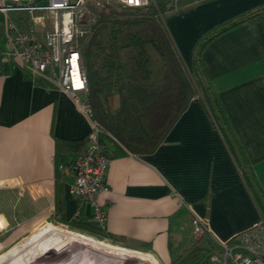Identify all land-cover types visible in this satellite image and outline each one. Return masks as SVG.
I'll return each mask as SVG.
<instances>
[{
	"label": "crops",
	"instance_id": "crops-1",
	"mask_svg": "<svg viewBox=\"0 0 264 264\" xmlns=\"http://www.w3.org/2000/svg\"><path fill=\"white\" fill-rule=\"evenodd\" d=\"M262 4L176 0L165 23L191 68L195 42L203 33ZM3 15L0 11V263L12 264L31 252V242L19 239L37 225L94 223L91 204L68 192L76 154L63 142L87 137L89 118L62 89L19 63ZM9 16L23 31L31 26L41 36L46 31L33 23V14ZM200 62L233 139L264 191V19L245 20L213 37L202 47ZM101 141L111 159L106 189L95 199L107 211L102 229L108 239L144 247L158 263L169 264L199 243L202 233L226 242L258 221V208L200 101L188 104L151 153H128L107 136ZM194 215L206 219L198 233L191 223ZM56 232L50 246L20 264H96L124 253L106 246L101 249L109 258L99 260L88 250L91 238Z\"/></svg>",
	"mask_w": 264,
	"mask_h": 264
},
{
	"label": "trees",
	"instance_id": "trees-1",
	"mask_svg": "<svg viewBox=\"0 0 264 264\" xmlns=\"http://www.w3.org/2000/svg\"><path fill=\"white\" fill-rule=\"evenodd\" d=\"M170 2L138 7L100 6L97 17L80 37L78 48L86 74L92 117L109 141L135 155L153 152L192 100L200 101L221 135L241 178L264 218V191L234 141L217 94L200 62L202 47L216 35L253 18L264 19V4L218 23L195 42L191 68L184 61L165 23L174 10ZM256 10L246 19L236 18ZM65 150L76 155L87 137L64 140ZM62 142V143H63ZM73 162V160H72ZM72 166V163H71ZM66 224V223H65ZM72 228L110 237L96 225L69 222ZM112 239V238H111ZM208 247L193 245L169 264H212L218 242L207 236Z\"/></svg>",
	"mask_w": 264,
	"mask_h": 264
},
{
	"label": "built area",
	"instance_id": "built-area-1",
	"mask_svg": "<svg viewBox=\"0 0 264 264\" xmlns=\"http://www.w3.org/2000/svg\"><path fill=\"white\" fill-rule=\"evenodd\" d=\"M86 0H0V11L7 15V31L12 53L19 63L33 74H38L67 93L90 121L87 146L72 162L73 181L68 186L71 196L91 204V220L103 228L106 209L95 196L106 189L105 177L110 153L101 141L102 127L92 117L87 98L86 74L77 45L86 32L91 17L84 18L82 6ZM120 7L149 5L152 0H104ZM10 12H47L50 28L39 35L33 26L21 30L9 17ZM32 21L45 27L41 16ZM195 233L206 228V219L192 216ZM220 253L210 257L212 264H264V218L251 227L236 233L226 242H218Z\"/></svg>",
	"mask_w": 264,
	"mask_h": 264
},
{
	"label": "rangeland",
	"instance_id": "rangeland-1",
	"mask_svg": "<svg viewBox=\"0 0 264 264\" xmlns=\"http://www.w3.org/2000/svg\"><path fill=\"white\" fill-rule=\"evenodd\" d=\"M153 2L160 3L161 5L165 4L166 2H170L172 5H176V0H152L151 3H153ZM106 4L111 5V6H117L114 2L106 3ZM106 4H105L104 0H86L85 1L84 5L82 6V12L85 13L84 18H85V16L91 17L89 20V24L93 23V21L96 19L95 17H97V11H98L97 8H99L100 6L106 5ZM13 14L14 13H11V15H13ZM33 16H41L42 20L45 24L44 29L49 30L51 18L47 12H33ZM1 21L4 25H7V23H8L7 17L5 15L2 16ZM12 21L14 23H17V20L15 18H12ZM78 41H79V39L77 40V45H78ZM103 132H105V131H103ZM102 136H105V134H103ZM106 136L108 138L111 137V135L108 131L106 133ZM92 225L94 226V224H92ZM57 230L59 232L64 231L65 235L67 232H72L74 234H82L85 237L91 238L94 241V243H93V245H91L89 247L88 250H90L91 255L93 254V256H92L93 258L95 256V258H100L99 260H106L109 258L108 256H106V257L104 256V254H103L104 249H101V248L106 247V246L111 248V250H115L116 252L117 251L124 252L120 256L115 257V259L118 258V261H119L117 264H131V263L132 264H141V263L142 264H153L149 261V258H153L155 260V258L144 247H134V246L127 245L125 243L116 242V241L108 239L107 237L94 235V234H91V233L86 232V231H81L79 229L72 228L69 225H66L64 223H59V222L52 220V221H48V222L37 225L36 227L31 229L26 235H24V239H22V238L19 239V242H21L22 240H25V238H26V241L31 242V244H30L31 245V252L23 255L22 259L17 258L16 261L12 264H20L22 261H24L26 263L29 262L30 254L34 255V252H36L37 249H39L40 247L43 248L44 246H50L51 243H49L48 241L51 240L55 236V233H57L56 232ZM198 239L200 242L196 244L197 246H203L204 244H206L204 246L208 247L209 241L207 239L206 233L205 234L202 233L201 235H198ZM50 242H52V241H50ZM1 251H0V253H1ZM4 251H5V248L3 249V253H4ZM219 251L220 250L217 248L212 249L211 255L219 254L220 253ZM139 256L147 257L148 260H146L144 258H140ZM112 258L114 259V257H112ZM155 262L157 264H160V263H158L157 260H155Z\"/></svg>",
	"mask_w": 264,
	"mask_h": 264
},
{
	"label": "bare ground",
	"instance_id": "bare-ground-1",
	"mask_svg": "<svg viewBox=\"0 0 264 264\" xmlns=\"http://www.w3.org/2000/svg\"><path fill=\"white\" fill-rule=\"evenodd\" d=\"M138 255V254H137ZM140 258H144V259H146V260H148V258L147 257H143V256H139ZM122 260V259H121ZM149 261L151 262V263H153V264H157L156 262H155V260L153 259V258H149ZM119 261H118V258H116L115 260L113 259V261H99V262H97L96 264H117ZM132 264V263H131ZM142 264V263H141Z\"/></svg>",
	"mask_w": 264,
	"mask_h": 264
},
{
	"label": "water",
	"instance_id": "water-1",
	"mask_svg": "<svg viewBox=\"0 0 264 264\" xmlns=\"http://www.w3.org/2000/svg\"><path fill=\"white\" fill-rule=\"evenodd\" d=\"M255 12H256V10L251 11V12H249V13H246V14H244V15H242V16L236 18L233 22H239V21H241V20H243V19H246V18H248L249 16L253 15Z\"/></svg>",
	"mask_w": 264,
	"mask_h": 264
}]
</instances>
